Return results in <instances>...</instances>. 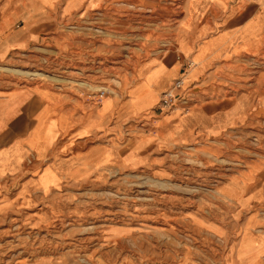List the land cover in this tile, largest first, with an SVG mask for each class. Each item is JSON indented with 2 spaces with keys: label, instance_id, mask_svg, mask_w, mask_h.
Returning <instances> with one entry per match:
<instances>
[{
  "label": "rangeland",
  "instance_id": "374dc122",
  "mask_svg": "<svg viewBox=\"0 0 264 264\" xmlns=\"http://www.w3.org/2000/svg\"><path fill=\"white\" fill-rule=\"evenodd\" d=\"M184 2L112 0L96 11L57 17L33 29L25 45L10 50L6 45L0 96L19 89L40 91L54 98L57 113L77 114L124 99L122 106L139 108L154 87L173 95L200 72L162 113L192 106L225 110L242 98L249 105L216 140L170 147L154 166H118L96 180L59 186L36 205L7 207L0 213V264L42 256L72 264H243L244 239L250 234L264 251V44L253 56L211 61L225 47L215 49L214 39L209 40L183 62L181 87H170L159 59L173 41ZM189 3L186 19L191 18ZM248 43L253 48L254 42ZM202 47L205 53L214 50L202 55ZM53 113L45 107L31 136L0 153V169L28 155L15 181L38 173L31 156H43ZM63 118L57 115L60 122ZM152 131V118L145 115L118 126L114 138L123 152ZM72 166V159L54 162L36 181L49 184L55 172L66 173ZM244 185L252 188L245 192ZM254 253L251 249L248 256ZM260 258L263 262L264 252Z\"/></svg>",
  "mask_w": 264,
  "mask_h": 264
},
{
  "label": "crops",
  "instance_id": "0c3cea01",
  "mask_svg": "<svg viewBox=\"0 0 264 264\" xmlns=\"http://www.w3.org/2000/svg\"><path fill=\"white\" fill-rule=\"evenodd\" d=\"M109 1L112 0H0V57L4 55L6 45V50H10L27 44L33 29L44 27L57 17L70 18L76 14L96 11ZM185 2L182 6L184 15L175 28L173 41L166 51L167 54L159 59L167 72V80L171 82L170 87L181 78L183 62L190 61L199 51L200 45L209 40L214 39L215 49L218 46L225 47V51L211 61L224 56L226 59L253 56L262 48L264 0H190L187 12L191 18L187 16V19ZM206 16L209 20H205ZM184 22L185 27H182ZM247 30L250 31L246 33ZM248 41L254 42L255 51ZM204 50L205 47H202L200 54L208 55L214 49H209L206 53ZM196 79L186 81L184 88H180L173 96L179 98L181 92ZM137 80L139 78H136L135 82ZM160 93L161 90L154 87L153 91L146 93L139 102L143 103L139 108L122 106L125 99L117 105L110 100L106 106L100 104L95 108L88 107L86 112L77 114L57 113L53 107L54 98L46 93L44 98L40 91L19 89L0 96V144L8 142L0 147V153L8 151L14 145H22L31 136L37 126V117L45 107L54 110L51 115L53 124L48 134L49 143L43 156L37 158L29 155L33 158L31 166L35 170L39 168L38 173L23 182L15 181L21 174L23 161L28 155H18L17 163L12 161L11 167L0 169V213L16 203L23 206L36 205L42 195L59 186L78 184L88 178L96 180L103 173L118 166H154L155 160L162 157L161 152L170 147L200 140H216L224 134L226 128L234 124L235 119L246 114L244 110L249 105V101L242 98L225 110L192 106L159 113L156 105ZM58 114L63 115V122L57 119ZM145 115L149 119L152 118L155 131L134 140L126 151L121 152L117 147L118 140L114 138L118 126ZM71 159L74 166L66 173L55 172L51 183L41 185L36 181L37 176L46 167L49 168L54 162ZM250 188L252 185H244L243 191L246 192ZM244 240L247 243V255L242 263L264 264V260L262 262L260 258L264 251H260L257 238L250 234ZM251 249L255 252L254 257L248 256ZM15 264L72 262L68 259L42 256L19 260ZM225 264H228V261Z\"/></svg>",
  "mask_w": 264,
  "mask_h": 264
},
{
  "label": "built area",
  "instance_id": "2783aa9c",
  "mask_svg": "<svg viewBox=\"0 0 264 264\" xmlns=\"http://www.w3.org/2000/svg\"><path fill=\"white\" fill-rule=\"evenodd\" d=\"M179 85H180V79L174 82V86L178 87ZM177 99H178L177 97H174L168 92L161 93V96L159 97V100L156 105V110L159 113H161L165 110L170 109L171 107L174 106V103Z\"/></svg>",
  "mask_w": 264,
  "mask_h": 264
}]
</instances>
